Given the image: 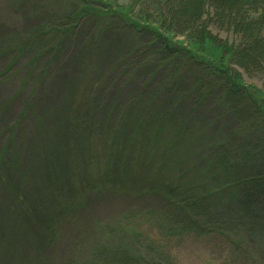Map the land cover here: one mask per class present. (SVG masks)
<instances>
[{
  "label": "rangeland",
  "instance_id": "obj_1",
  "mask_svg": "<svg viewBox=\"0 0 264 264\" xmlns=\"http://www.w3.org/2000/svg\"><path fill=\"white\" fill-rule=\"evenodd\" d=\"M63 7L60 0H0V264H71L116 236L123 221L157 233L159 215L146 214L167 201L145 189L162 179L186 187L206 181V157L226 123L207 131L224 114L216 96L201 100L204 90H194L184 73L161 69L143 41L120 26L83 23L59 39L41 34ZM245 82L263 89L264 73ZM232 116L228 125L236 129L241 116ZM93 124L102 137L117 128L111 160L96 152V132L82 151ZM124 145L131 146L126 163L117 151ZM129 213L137 219L126 220ZM170 244L179 264L224 252L221 243Z\"/></svg>",
  "mask_w": 264,
  "mask_h": 264
},
{
  "label": "trees",
  "instance_id": "obj_2",
  "mask_svg": "<svg viewBox=\"0 0 264 264\" xmlns=\"http://www.w3.org/2000/svg\"><path fill=\"white\" fill-rule=\"evenodd\" d=\"M60 1L63 11L51 14L41 34L46 31L52 39H59L83 23L96 29L120 26L143 41L161 69L167 67L175 76L184 73L194 81V90H204L201 100L216 96L224 114L213 119L207 131L219 120L226 121L218 128L220 142L215 152L206 157V181L186 187L178 184L179 179H162L145 189L167 201L146 214L150 218L159 215L163 226L156 225L157 233L128 229L123 221L117 231L111 230L116 236L105 238L71 264H179L168 246L185 240L201 248L221 243L224 252L217 248L200 264H264V87L245 82L264 73V0ZM60 24L65 28L57 27ZM175 35L186 43L173 39ZM231 115L242 118L236 120V129L228 125ZM188 119L185 114L177 137L182 136ZM91 126V137H82V151L96 132V152L111 160L117 128L102 137L97 125ZM100 139L104 146L97 145ZM129 150L131 146L117 148L124 163ZM130 218L137 219V215L129 213L126 220Z\"/></svg>",
  "mask_w": 264,
  "mask_h": 264
}]
</instances>
